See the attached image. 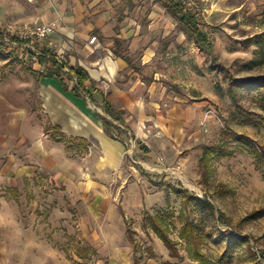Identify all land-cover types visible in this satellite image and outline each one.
Here are the masks:
<instances>
[{"label": "crops", "instance_id": "1", "mask_svg": "<svg viewBox=\"0 0 264 264\" xmlns=\"http://www.w3.org/2000/svg\"><path fill=\"white\" fill-rule=\"evenodd\" d=\"M48 23H56V32L42 51L64 57L71 69L83 68L102 95L94 94L93 100L83 92L76 95L71 77L64 90L57 78L33 67L28 71L36 77L28 76L19 103L14 96L0 97V264H21L12 227L23 225L13 197L37 187L66 195L78 210L81 249L75 257L80 262L88 264L86 252L92 248L94 264H135L125 218L153 206L152 188L163 178L147 182L136 167L127 168L125 142L132 139L129 145L140 153V162L151 168L156 151L198 146L205 105L189 93L191 71L177 52L191 35L159 0H0L5 37L15 25ZM4 44L9 58L21 46L6 38ZM24 51L32 59L33 53ZM103 98L124 113L130 135L125 133V140L105 132L99 117H108ZM122 210L128 211L125 218ZM27 235L23 228L22 238ZM24 239L19 252L31 256ZM167 260L173 263L171 255Z\"/></svg>", "mask_w": 264, "mask_h": 264}, {"label": "rangeland", "instance_id": "2", "mask_svg": "<svg viewBox=\"0 0 264 264\" xmlns=\"http://www.w3.org/2000/svg\"><path fill=\"white\" fill-rule=\"evenodd\" d=\"M182 1L196 17L198 28L212 47L211 53L201 51L188 36L182 51H177L183 53L191 71L187 79L192 84L189 93L205 105L200 119L202 137L198 146L190 150L156 151L158 159L154 168L140 162V153L128 148L127 168L136 167L147 182L148 177L158 182L163 178L161 184L154 183L152 188V207L139 212L133 210L132 216L127 218L128 211L122 210L126 227L133 233L129 240L134 262L149 264L154 258V264H159L158 258L161 264H197L186 242L180 238L183 224L190 219L205 237H211L206 238L202 246L211 264H225L226 261L220 259L226 252H229L227 257L233 253L231 264H257L250 253L260 257L264 251V88L252 91L239 86L238 81L264 77V0ZM18 26L21 25L13 27ZM255 37L258 39L252 44L247 42ZM14 42L21 45L18 39ZM7 54L5 49L0 50V97L14 96L19 103L24 85L30 84L28 76L36 75L28 71L33 69L31 58L28 62L27 53L21 47L14 50L10 58ZM46 63L50 65L49 61ZM230 78L235 80L234 87ZM205 147L218 150L206 158ZM168 184L184 187L191 196L208 200L215 210L195 202L185 209L183 198L171 192ZM13 198L23 225L12 227L16 261L21 264H85L75 257L81 249L76 227L79 212L66 195L37 187L31 193L17 194ZM60 206L63 209L54 210ZM219 213H223L225 219L219 220ZM149 217H160L164 221L183 259L173 258V263L167 260L170 252L151 229L143 227ZM23 228L28 234L26 239L22 238ZM224 231L247 237L249 242L230 248L219 237ZM23 239L25 248L32 250L31 256L22 257L19 252ZM44 247L45 252L41 250ZM86 256H89L88 264L95 263L94 249H87Z\"/></svg>", "mask_w": 264, "mask_h": 264}, {"label": "trees", "instance_id": "3", "mask_svg": "<svg viewBox=\"0 0 264 264\" xmlns=\"http://www.w3.org/2000/svg\"><path fill=\"white\" fill-rule=\"evenodd\" d=\"M163 4H165L169 10L171 11L172 15L181 22V24L187 29L188 33L191 35V37L195 40L198 47L204 51V52H212V47L207 43V39L205 35L200 31L198 28V22L196 20V17L192 14L190 9L181 1V0H159ZM5 36L0 32V50L4 49L6 46L4 44ZM16 38H12L11 41L14 42ZM258 38H252L247 41L249 44H252L255 42ZM11 55V52H9ZM42 54L45 56L41 57V64H45L46 62H50V67L48 68V71L46 72L45 76L47 78H57L61 84L64 90H67L69 79L61 75V66L56 61V55L49 52V51H43ZM8 56V55H7ZM50 56V59L47 60V57ZM1 57V56H0ZM2 58V57H1ZM29 71H32V69H29ZM33 72V71H32ZM72 72L74 73L75 77L77 78V86L73 89V92L78 95L80 93H85L86 96H88L90 99L93 100L94 94L102 95V92L95 87L94 81L91 79L89 74L81 67H76L72 69ZM228 73V72H227ZM231 79V86L234 87L235 80L233 78ZM239 86L242 88H247L252 91L259 90L261 88H264V77L254 79V80H247V81H238ZM89 85V86H88ZM103 109L105 114L109 117L105 116H99L100 119L103 122L105 132L107 135L113 139L115 138V134L118 133L120 136H123L125 132L121 131L114 123L119 122L122 125H125V120L123 119L124 113L121 111H118L107 99L103 98ZM118 140V139H117ZM140 145L141 150L146 154L148 153L146 147L142 146L140 142H138ZM206 152V158H208L209 155L212 153H215L218 148L217 147H205ZM168 188L171 192H173L176 196L183 198V206L186 209L190 203H202L203 205L207 206L210 210L214 211V206L208 201V200H201L197 196H191L189 194V191L185 189L184 187H175L173 185L168 184ZM219 220L225 219V215L223 213H219ZM145 230L151 229L158 238L163 242L165 247L170 252V255L172 258L176 259H183L177 249L176 243L172 240L170 237L169 231L167 226L165 225L164 221L160 217H149L148 219L144 220L143 225ZM129 235L132 236V232L128 231ZM209 236H211L209 234ZM219 237L223 241L227 242V245L230 248L233 247H240L243 244H246L249 242V239L247 237H241L236 233H232L229 231H224L219 233ZM180 238L184 240L189 248V251H191L194 260L197 264H211L210 261L205 257V255L202 252V246L206 238L211 237H205L203 235V231L197 227L190 219H187L185 223L183 224L180 232ZM133 240V238L131 239ZM229 252H226L224 256L221 257L220 261L225 260V264H231L232 259L231 255L233 254L230 252V256L227 257V254ZM81 258H86L85 255L80 253ZM250 256L252 260L257 264H264V251L261 252V256L258 257L254 253H250Z\"/></svg>", "mask_w": 264, "mask_h": 264}, {"label": "built area", "instance_id": "4", "mask_svg": "<svg viewBox=\"0 0 264 264\" xmlns=\"http://www.w3.org/2000/svg\"><path fill=\"white\" fill-rule=\"evenodd\" d=\"M56 23H48V24H40V25H33V26H18V27H9L8 32L6 34V40L10 41L12 38H16L21 41L22 50H29L33 53L31 64L33 67L37 68V70L44 74L48 71L50 65L48 63L41 64V57H42V49L40 48L46 41H48L52 35L56 32ZM11 44V43H10ZM57 63L61 66V75L66 78H72L75 83H77V78L75 77L74 73L72 72L71 67L68 65L64 57L57 56L56 57ZM115 125L123 132L130 136L124 127L119 122H115ZM205 126V122L202 123ZM115 138L121 140V136L116 133ZM126 147H131L134 144V141L130 139L131 145L125 142ZM129 153V150L127 154Z\"/></svg>", "mask_w": 264, "mask_h": 264}]
</instances>
